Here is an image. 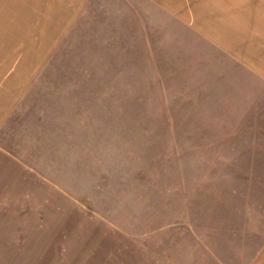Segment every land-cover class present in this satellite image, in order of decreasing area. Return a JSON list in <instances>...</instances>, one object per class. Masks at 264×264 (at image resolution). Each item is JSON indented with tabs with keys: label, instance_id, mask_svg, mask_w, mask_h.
Returning a JSON list of instances; mask_svg holds the SVG:
<instances>
[{
	"label": "rangeland",
	"instance_id": "374dc122",
	"mask_svg": "<svg viewBox=\"0 0 264 264\" xmlns=\"http://www.w3.org/2000/svg\"><path fill=\"white\" fill-rule=\"evenodd\" d=\"M11 10L0 264H264V72L153 0H87L61 34Z\"/></svg>",
	"mask_w": 264,
	"mask_h": 264
},
{
	"label": "crops",
	"instance_id": "0c3cea01",
	"mask_svg": "<svg viewBox=\"0 0 264 264\" xmlns=\"http://www.w3.org/2000/svg\"><path fill=\"white\" fill-rule=\"evenodd\" d=\"M0 0V7H13L15 21L23 26L36 27L39 23L47 31L68 32L74 19L85 8L87 0ZM168 16L189 23L197 37L214 55L233 59L238 65H247L264 72V0H153ZM193 2L189 8L186 2ZM185 3V4H184ZM15 6V7H14ZM18 6H21L18 7ZM44 12L39 17L38 12ZM32 21H35L33 25ZM37 24V25H36ZM38 32V29H36ZM40 32V31H39ZM4 64V67H3ZM6 62L0 63V122L12 113L20 97L23 77L17 65L11 64L12 73H6ZM14 66H16L14 68ZM4 68V69H3ZM17 71V72H16ZM5 72V74L1 73Z\"/></svg>",
	"mask_w": 264,
	"mask_h": 264
}]
</instances>
